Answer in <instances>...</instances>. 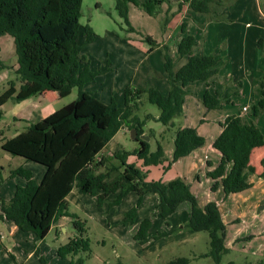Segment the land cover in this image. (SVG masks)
<instances>
[{
  "label": "trees",
  "instance_id": "16d2710c",
  "mask_svg": "<svg viewBox=\"0 0 264 264\" xmlns=\"http://www.w3.org/2000/svg\"><path fill=\"white\" fill-rule=\"evenodd\" d=\"M170 1L116 0V9L129 31H135L129 19V3L156 16L161 13L162 5ZM184 2H189L196 13H205L211 19L226 18L221 7L217 6L223 5L224 0H183L180 6ZM82 5L83 0H0V36L9 34L14 38L19 64L17 73L21 79L19 91L12 84L0 96V104L9 99L23 101L46 90L67 93L78 88L75 100L39 121L30 122L24 131L3 142L4 150L40 163L46 171L38 182L33 170L23 165L11 170L12 178L22 177L25 183L17 184L10 198L0 196V219L12 221L21 230L34 232L38 240H45L60 217H70L77 233L57 248V254L65 258L91 249L90 239L85 235L86 221L70 211L67 197L75 186L94 196L99 206H104L111 194H115V198L109 201L110 207L119 205L128 193L136 192V203L120 219V223L126 226L136 225L141 205L147 194L154 192L159 198L157 209L163 220L167 221L183 204L188 205L186 226L194 231H207L210 248L206 255L217 264H224L222 256L228 251L227 227L218 203L210 200L202 206L191 184L184 178L168 181L149 179L147 170L128 161L130 155H135L145 167L163 165L167 169L205 145L206 137L199 133L197 127L177 125L175 119L185 114L186 87L195 81L207 82L208 88L203 95L207 110L221 107L222 98L211 92L208 82L219 73V59L214 54L195 53L197 37L187 32V23L183 22L181 28L185 35L178 43V50L181 56L188 57L187 62L175 70L170 50L163 46L171 85L169 93L164 94L155 86L128 85L124 106H120L114 97L106 103L86 89V85L104 71L93 69L90 58L84 53L85 47L96 39V32L89 23L82 26ZM146 40L151 45L150 51L159 44L151 35H147ZM259 45L262 47L261 41ZM111 64L108 58L107 70H111ZM260 85L263 97L258 104L252 105L253 114L248 117L240 114L227 116L220 122L222 131L213 143L221 153V159L215 168L207 171V175L214 180L212 190L222 185L225 196L254 185L252 178L256 167L251 163V156L256 147L264 146V133L251 117L264 111V76ZM145 94L160 108L159 116H139ZM233 94L239 95L240 92H227L224 101L229 102ZM151 118L174 131L171 158L166 155L162 142L158 141L157 149L152 151L150 142L142 137L146 121ZM126 127L136 130L134 140L139 145L132 151L123 148L114 151L113 158L121 161L120 165H115L108 156L101 154L117 132ZM262 164L264 166V158ZM258 176L264 178V170ZM2 183L0 180V187ZM152 224L148 217L140 221L136 225L135 239L143 244H152V237L156 239L171 233L165 229L151 236ZM166 224L170 225L168 221ZM2 247L0 242V249ZM84 261L85 258L80 257L72 264H83ZM188 263V258L180 257L167 264ZM243 264H264V260Z\"/></svg>",
  "mask_w": 264,
  "mask_h": 264
},
{
  "label": "rangeland",
  "instance_id": "374dc122",
  "mask_svg": "<svg viewBox=\"0 0 264 264\" xmlns=\"http://www.w3.org/2000/svg\"><path fill=\"white\" fill-rule=\"evenodd\" d=\"M227 3L228 5L224 7L227 17L208 22L204 29L202 19L198 16L207 18L205 13L193 15V12H184L182 16L187 22V32L195 35L200 42L196 51L214 54L219 59V74L208 81L216 82L217 88L212 85L211 92L215 94L216 90H225L218 82L231 83L227 91L239 88L233 84L243 83L241 94L231 96L234 104L227 105L224 96L220 94L223 100L221 107L211 110H207L203 103V95L208 88L205 81L199 80L186 87L188 100L185 104V114L175 121L181 126L200 125L199 130L208 141L217 135L220 122L227 116L241 111L253 114L252 105L258 104L263 97L260 83L264 76V0H228ZM129 5L131 9L129 19L135 31H129L128 25L119 15L116 0H83L80 20L82 26L89 23L96 32V39L85 47L84 53L90 58L93 69L104 71L95 81L88 83L86 89L106 103L114 97L120 106L125 104V89L128 85L143 88L155 86L162 93H169L171 85L164 63V45L170 50L175 70L181 68L188 60V57L181 56L178 50V43L185 33L182 32V23L174 20L176 17L174 13L166 14L161 11V14L152 16L134 3ZM172 18L173 22L178 24L167 28ZM147 35H151L159 43L152 51L150 43L146 40ZM82 39L83 37L80 38ZM260 41L262 47L259 45ZM108 58L112 62L113 70H107ZM18 66L13 36L9 34L0 36V96L12 84L19 91L21 79L17 73ZM77 97L78 88L75 87L67 93L45 91L23 101L9 99L3 105L0 104V180H3L0 187L1 196L9 197L15 185L25 181L18 176L15 182L10 174L12 169L23 165L33 170L37 180H40L42 172L46 169L40 163L14 156L4 150L3 142L27 128L26 119L31 113L33 115V111H43L45 116ZM147 114L157 117L160 108L151 103L145 94L139 116L144 117ZM260 115L256 123L259 121L260 125H257L264 133V111ZM203 119L206 121L202 123ZM144 128V139L150 142L152 151L157 149L158 141L163 143L165 151L170 146L173 147L174 131H169L161 121L156 118L148 119ZM133 133V129L129 130L127 127L120 129L102 154L108 156L113 164L120 165L121 161L113 158V152L119 148L134 150L139 144L132 138ZM167 156L171 158L169 154ZM110 161L108 164H111ZM128 161L147 170L149 179L168 181L180 177L177 174L183 173V168L189 171V166L184 164L185 161L179 165L172 164L167 169L164 166L145 167L135 155H130ZM200 178L201 182L196 180L193 186L200 204L203 205L210 197L211 191L203 173H200ZM134 196L135 192L131 199H126L118 206L110 207L111 200H107L105 206H99L95 197L75 186L67 199L70 211L77 213L86 221L85 235L90 239V251L65 258L57 254V248L66 244L77 233L73 224H67V230L61 228L59 236L56 230L51 231L45 240L47 245L42 244L37 237L33 238L34 232L19 228L18 233L11 235L8 228L4 230L3 243L6 250L0 249V264H72L80 257L85 258L83 264H167L180 257L188 258V264H217L211 256L206 255L210 248L209 233L194 231L186 226L187 204L182 205L168 218L170 224L168 226L167 221L160 217L155 201L150 195L143 206L140 221L147 217L152 220L150 230L152 236L165 229L171 233L156 239L152 237L154 242L150 246L143 245L135 239V225L127 226L124 235L116 237L114 232L124 229L120 223L123 213L135 204ZM216 198L219 199V196L216 195ZM223 202L233 207L240 205L241 210L238 208V212L243 211L245 215L241 217L226 213L225 219L223 218L227 227L228 251L223 254L222 263L243 264L264 260V201L256 205H244L243 201L235 196ZM37 247L43 250V254L40 253V257L43 255L41 259L37 256ZM27 248L34 249V253L27 256L25 254Z\"/></svg>",
  "mask_w": 264,
  "mask_h": 264
},
{
  "label": "crops",
  "instance_id": "0c3cea01",
  "mask_svg": "<svg viewBox=\"0 0 264 264\" xmlns=\"http://www.w3.org/2000/svg\"><path fill=\"white\" fill-rule=\"evenodd\" d=\"M144 1V0H143ZM183 0H171L170 2H166L162 5V11L163 13L165 12L167 14V12L169 13H174V16L176 15V17L174 18V20H177L179 21L180 23H183V22H186L185 19H183V13L184 12H193V15H196V12L190 8V5H189V2H184L182 6H180L181 2ZM228 0H224L223 2V5H217L219 8L221 7V11L222 13H224V7L226 5H228L227 3ZM230 5V4H229ZM179 7V8H177ZM212 7H215V4L212 5ZM129 8H130V5H129ZM177 9V10H176ZM177 11V12H176ZM130 12H131V9H129V16H130ZM162 13V12H161ZM159 13V14H161ZM158 14V15H159ZM225 14V13H224ZM207 15V14H206ZM226 15V14H225ZM173 16V17H174ZM208 17L207 18H204V16H198L202 19V28L204 29V26L208 23V22H211L212 20H216V19H211L209 15H207ZM227 17V16H226ZM187 23V22H186ZM178 24V23H177ZM175 22H173V18L172 20L169 22L167 28L169 27H175L177 25ZM202 29V30H203ZM128 38H126L127 40ZM198 40V39H197ZM200 44V42L198 41V44L195 46V53L197 54H205L203 52H197L196 48L198 47V45ZM112 63V62H111ZM111 66V70H113V66L112 64L110 65ZM219 66V64H218ZM220 69V68H219ZM219 74V73H218ZM218 74L212 76L210 79H212L213 77L217 76ZM209 79V81H210ZM196 82V81H195ZM206 82V81H205ZM194 83V82H193ZM207 83V82H206ZM210 83V86H209V89H211V86L214 85V88H217L216 87V82H209ZM220 85H222L223 91H220V90H216L215 91V94H217L218 96L223 95L225 96L227 92H242V89L241 87H243V83L241 82H238L237 85L233 84L234 87H238L237 89H232L230 91H227L228 86L231 84H229L228 82H218ZM260 83V82H259ZM87 86V85H86ZM208 87V86H207ZM188 88V86H187ZM73 90V89H72ZM71 90V91H72ZM50 90H46V92H48ZM45 92V91H44ZM52 92H56V91H52ZM222 92V93H221ZM225 94V95H224ZM233 95H237V94H233ZM26 100V99H25ZM187 100H188V95H187V99H186V103H187ZM185 103V104H186ZM227 105H231V104H234V99H232V97L230 98V101L229 102H226ZM224 105H222L223 107ZM206 108V107H205ZM207 109V108H206ZM248 109V108H247ZM43 112V111H42ZM41 111H33V115L32 113L30 115H28L27 117V122H28V125L30 124V122H36V121H39L40 119L44 118L45 116L49 115H43ZM232 114H240L244 117H248L250 115V113H244L243 111L239 112V113H232ZM261 116V115H260ZM255 122L257 121L256 119L259 118L258 117H255V116H252L251 117ZM261 119V117H260ZM259 120V119H258ZM206 119H203L202 123L205 122ZM220 121V120H219ZM258 125L259 124V121L257 122ZM27 125V126H28ZM200 128V125H197V129L199 131V133H201V131L199 130ZM130 130V129H129ZM222 131V126L220 124V129L217 133V135H215V137H212V139L210 141H208L206 139V143L204 146L196 149L195 151H193L191 154H189L188 156H185L181 159H179L178 161H176L174 163V165H179L182 163V161H185L184 164L186 166H189V171H186L184 168H183V173H179L177 175H179L180 177L184 178L187 182H189L191 184V188L193 190V192L197 195V192L194 190V186H193V183L196 182V180L198 182H201V178H200V173H203V175L205 176V179H207L208 181V187H209V191H211V195L210 197L207 199V201L202 205L204 206L208 201L210 200H215L219 207H220V210L222 212V216L223 218L225 219V214L226 213H230V214H234L236 216H241L243 217L245 214L243 213V211H240L238 212V208L241 210V207L240 205L238 207H233V206H228L227 204H225V202L222 203L223 200L225 199H229V198H233L235 196H237L239 199H241L243 201V204L244 205H256V204H260V202L264 201V178L262 177H259L258 175L261 174L264 170V166L262 164V159L264 158V146H260V147H256L252 153V156H251V163L256 167V174L253 176V181H254V185L245 190V191H242V192H238V193H232L230 194L229 196H225V192L223 190V187L222 185H220L218 187L217 190L213 191L212 190V185L214 183V180L210 177H208L207 175V171L209 170H212L213 168H215V166H217V164L219 163L220 159H221V153L216 149L214 148L213 146V143L216 139V137L220 134V132ZM203 135V134H202ZM173 139V147L170 146L169 149L166 150V155L169 154L170 157H172V154H173V150H174V136L172 137ZM165 148V147H164ZM105 154H102V156H104ZM157 166H163V165H157ZM46 169L42 172V175H41V178L40 180H37V178L35 177V173H34V177L36 178V180L38 182L41 181L42 177H43V174L45 173ZM18 177V176H17ZM17 177H14V181L17 182ZM22 183H25V181L23 180ZM17 185V184H16ZM16 185H15V188H16ZM2 187V186H1ZM15 188L13 189L12 193L7 196L9 197H5V196H0L2 198H10L13 194H14V191H15ZM1 189V188H0ZM82 191V190H81ZM1 192V190H0ZM136 196H134V202L136 203L137 199H138V194L135 192ZM156 194V193H155ZM154 194V192H150L147 194L143 204L141 205L140 209H139V214H138V220H137V224H139L138 221L141 220L140 218V214L141 212L144 210V204L147 200V198L151 195V197H153L154 201H155V206L157 207V204H158V197ZM134 195V191L128 193L124 199L122 200V202L119 204L121 205L126 199H131ZM216 195L219 196V199L216 198ZM92 196V195H91ZM198 196V195H197ZM94 197V196H93ZM225 197V198H224ZM115 198V194H111L109 197H108V200H112ZM97 200V199H96ZM221 201V202H220ZM184 205V204H183ZM264 205V204H263ZM105 206V205H104ZM118 206V205H117ZM132 206V205H131ZM0 207H1V203H0ZM188 208V218H189V207L186 206ZM67 224H71L72 225V220L70 217H66V216H62L60 217L52 226L51 231H55L56 230V233H57V236H59V230L61 228L64 227V230H67ZM135 225V226H136ZM124 229H122L121 231L119 232H114L117 236L116 237H121L124 235V233L126 232V229H127V226L126 225H123ZM10 229V234L11 235H14L16 233H18V227L12 222V221H9V220H2L0 219V242L3 244V249L6 250L5 248V245L3 243V239H4V236H5V229ZM116 228V227H114ZM151 230V229H150ZM49 235V234H48ZM150 235L152 236V233L150 231ZM252 237L254 236V234L251 235ZM33 238L36 237V234L35 236H32ZM47 238V237H46ZM37 239V238H36ZM46 240V239H45ZM45 240H39L41 241L42 244H46V241ZM40 243V244H41ZM153 244V243H152ZM152 244H143V245H146V246H150ZM1 248V249H2ZM46 248L48 249V247L46 246ZM26 255L27 256H30L31 254L34 253V249L32 248H27L26 251H25ZM36 252L39 254H37V256L41 259V257H43V255H41L40 257V253L43 254V250H41L39 247H37L36 249Z\"/></svg>",
  "mask_w": 264,
  "mask_h": 264
},
{
  "label": "water",
  "instance_id": "95a60500",
  "mask_svg": "<svg viewBox=\"0 0 264 264\" xmlns=\"http://www.w3.org/2000/svg\"><path fill=\"white\" fill-rule=\"evenodd\" d=\"M133 132H134V133H133V137H132V138L134 139V138H135V136H136V130H135V129H133ZM142 137H143V138H145V135H142Z\"/></svg>",
  "mask_w": 264,
  "mask_h": 264
}]
</instances>
